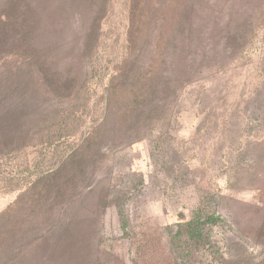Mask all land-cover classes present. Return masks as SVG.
<instances>
[{
    "label": "rangeland",
    "instance_id": "obj_1",
    "mask_svg": "<svg viewBox=\"0 0 264 264\" xmlns=\"http://www.w3.org/2000/svg\"><path fill=\"white\" fill-rule=\"evenodd\" d=\"M14 3L59 88L29 79L43 120L0 155V214L80 149L71 264H264V0H0L1 32Z\"/></svg>",
    "mask_w": 264,
    "mask_h": 264
},
{
    "label": "trees",
    "instance_id": "obj_2",
    "mask_svg": "<svg viewBox=\"0 0 264 264\" xmlns=\"http://www.w3.org/2000/svg\"><path fill=\"white\" fill-rule=\"evenodd\" d=\"M19 9L17 3L9 7L5 18L11 25L3 24V31H0V42L11 53L10 61L0 63V73L6 82L2 80L3 86L11 90L8 95L0 96V155L24 150L34 140L32 121L42 117L31 97L32 93H29L31 75L36 78L39 74L43 75L44 87L50 92L59 88L55 83L57 65L51 59L52 52L47 50L44 55L33 50L26 54L28 41L21 37L24 14ZM49 75H52L53 82L47 78ZM37 87L36 82L31 90L36 91ZM79 150L70 153L58 168L42 175L37 182L29 183L22 189L15 204L0 214V264H71L67 260L76 244L68 235L75 228L77 209L69 206L64 212L57 210L59 204L56 199L58 201L62 197L64 185L58 182L56 176L77 156ZM72 183L74 185L73 178L65 186L69 188ZM55 211L58 222L47 231L48 214ZM197 231L198 224L194 220L186 224L191 240L202 238V233L197 234ZM49 245L50 251L46 252Z\"/></svg>",
    "mask_w": 264,
    "mask_h": 264
}]
</instances>
